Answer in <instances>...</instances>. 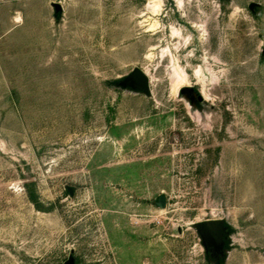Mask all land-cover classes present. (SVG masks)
Segmentation results:
<instances>
[{
  "label": "rangeland",
  "instance_id": "374dc122",
  "mask_svg": "<svg viewBox=\"0 0 264 264\" xmlns=\"http://www.w3.org/2000/svg\"><path fill=\"white\" fill-rule=\"evenodd\" d=\"M68 259L264 264V0H0V264Z\"/></svg>",
  "mask_w": 264,
  "mask_h": 264
},
{
  "label": "water",
  "instance_id": "95a60500",
  "mask_svg": "<svg viewBox=\"0 0 264 264\" xmlns=\"http://www.w3.org/2000/svg\"><path fill=\"white\" fill-rule=\"evenodd\" d=\"M128 83L133 86L142 89L148 90L149 78L145 70L141 68H135L134 71L127 78ZM191 88H182L181 92L188 93L191 92ZM69 193L71 189L68 188ZM157 206H165V196L160 195L157 198ZM200 234V237L203 241V244L208 247L216 248L221 240V236L224 232V221L222 219H207L204 221L197 222L193 225ZM64 264H71V260L68 259Z\"/></svg>",
  "mask_w": 264,
  "mask_h": 264
},
{
  "label": "bare ground",
  "instance_id": "6f19581e",
  "mask_svg": "<svg viewBox=\"0 0 264 264\" xmlns=\"http://www.w3.org/2000/svg\"><path fill=\"white\" fill-rule=\"evenodd\" d=\"M145 72H146V71H145ZM146 74H147V73H146ZM182 85H185L183 79H181V80H177V81H174V82H173V86H174L175 89H176V88H180Z\"/></svg>",
  "mask_w": 264,
  "mask_h": 264
},
{
  "label": "trees",
  "instance_id": "16d2710c",
  "mask_svg": "<svg viewBox=\"0 0 264 264\" xmlns=\"http://www.w3.org/2000/svg\"><path fill=\"white\" fill-rule=\"evenodd\" d=\"M33 200V199H32Z\"/></svg>",
  "mask_w": 264,
  "mask_h": 264
}]
</instances>
